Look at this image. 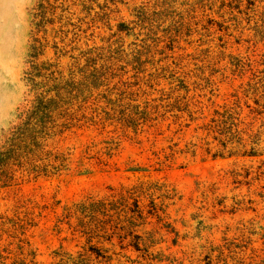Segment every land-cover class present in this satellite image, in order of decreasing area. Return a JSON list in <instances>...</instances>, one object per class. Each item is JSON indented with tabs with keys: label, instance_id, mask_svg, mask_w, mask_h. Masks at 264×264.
Here are the masks:
<instances>
[{
	"label": "rangeland",
	"instance_id": "374dc122",
	"mask_svg": "<svg viewBox=\"0 0 264 264\" xmlns=\"http://www.w3.org/2000/svg\"><path fill=\"white\" fill-rule=\"evenodd\" d=\"M39 1L0 0V264H264V0H60L12 140Z\"/></svg>",
	"mask_w": 264,
	"mask_h": 264
},
{
	"label": "trees",
	"instance_id": "16d2710c",
	"mask_svg": "<svg viewBox=\"0 0 264 264\" xmlns=\"http://www.w3.org/2000/svg\"><path fill=\"white\" fill-rule=\"evenodd\" d=\"M66 1V0H64ZM60 0H40L37 8L35 9V13L33 15L34 17V25H35V37L33 40V44L31 45V69L27 73V80L31 85H33V89H37L39 85L41 87H46L42 83H38V78L42 76V72L46 71L47 63H40L38 62L39 58L44 55V51L46 46H48L46 39L40 37L41 32H47L49 26H52L54 24V21L52 18H50V15H54L58 9H61L59 6ZM36 99L33 101V105L23 112L21 115L23 118V122L19 127L16 128L15 131L12 133V140L16 139L18 135L24 131V126H28L34 122L41 111L47 110V107L49 105V100L44 95V91H38L36 92ZM96 203H93L91 205H95Z\"/></svg>",
	"mask_w": 264,
	"mask_h": 264
}]
</instances>
